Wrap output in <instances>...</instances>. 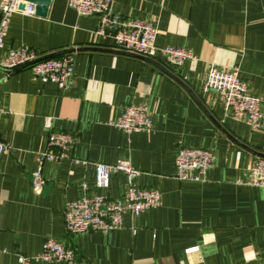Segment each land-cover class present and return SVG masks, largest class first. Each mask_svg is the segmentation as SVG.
<instances>
[{
  "label": "crops",
  "instance_id": "0c3cea01",
  "mask_svg": "<svg viewBox=\"0 0 264 264\" xmlns=\"http://www.w3.org/2000/svg\"><path fill=\"white\" fill-rule=\"evenodd\" d=\"M1 1V0H0ZM121 19L154 23L156 47H178L194 59L179 69L116 50L95 34L96 16L82 17L67 0H50L45 17L13 15L0 60L24 47L41 59L71 56L72 85L41 83L29 69H0V264L33 259L47 239L70 248L76 264H264V187L249 184L264 160V129L225 117L213 91H202L210 66L238 68L264 113V0H110ZM145 106L150 131L114 126L128 106ZM52 133L69 135L67 158L44 161L43 188L32 175ZM178 145L214 156L203 182L175 179ZM129 161L134 184L158 191L161 204L106 234H69L64 206L98 193L96 164ZM122 174L104 194L121 197ZM195 248L196 251L187 252ZM31 264H45L42 262Z\"/></svg>",
  "mask_w": 264,
  "mask_h": 264
},
{
  "label": "built area",
  "instance_id": "2783aa9c",
  "mask_svg": "<svg viewBox=\"0 0 264 264\" xmlns=\"http://www.w3.org/2000/svg\"><path fill=\"white\" fill-rule=\"evenodd\" d=\"M22 0L0 1V48L10 18L15 14L33 17L34 7L25 4L24 9L18 6ZM69 8L79 16H96L99 25L95 34L103 39H110L116 50L138 56L144 60H156L160 56L164 63L174 69L181 68L186 61L194 59L193 54L178 47H156L158 31L154 23L140 19H121L111 13L110 0H67ZM29 69L41 83H52L60 90L72 85L73 65L71 56L61 58L40 59L38 55L24 47L8 52L0 60V69L12 74L18 69ZM202 91H213L223 106L225 117L244 123L252 130L264 129V113L260 109L261 100L250 96L248 85L239 75L238 68H218L210 66L202 83ZM114 126L125 133L150 131L153 119L145 106H128L120 114ZM72 138L62 133H52L48 137L47 151L38 158L36 170L32 175V185L36 191L43 186L41 166L44 161L66 159L72 146ZM7 148L0 144V155ZM214 156L209 151L178 145L175 153V179L184 182H203L206 171L211 169ZM94 186L98 193L88 194L85 184L80 186L81 195L64 206L63 222L67 233L81 234L96 232L106 234L121 227L122 218L129 214L133 217L142 212L155 209L161 204L158 191L140 188L134 184L138 172L129 161H119L113 165H94ZM122 174L126 179V187L118 199H110L104 194L109 178ZM249 184L264 187V160H257L250 168ZM196 251L195 248L187 252ZM2 251H0V254ZM76 264L74 252L62 243L47 239L42 244L40 253L33 259L18 257L17 264Z\"/></svg>",
  "mask_w": 264,
  "mask_h": 264
},
{
  "label": "water",
  "instance_id": "95a60500",
  "mask_svg": "<svg viewBox=\"0 0 264 264\" xmlns=\"http://www.w3.org/2000/svg\"><path fill=\"white\" fill-rule=\"evenodd\" d=\"M23 4H20L18 8L20 10L24 9L25 4L28 3L34 7L35 15L38 17H45L50 0H22ZM44 192L47 191L50 188V184L45 187V185L42 186Z\"/></svg>",
  "mask_w": 264,
  "mask_h": 264
}]
</instances>
